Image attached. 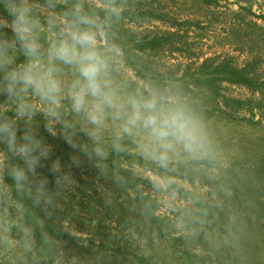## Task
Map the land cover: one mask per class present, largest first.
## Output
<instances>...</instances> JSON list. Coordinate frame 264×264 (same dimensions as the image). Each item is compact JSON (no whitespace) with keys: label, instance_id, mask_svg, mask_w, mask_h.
Segmentation results:
<instances>
[{"label":"clouds","instance_id":"obj_1","mask_svg":"<svg viewBox=\"0 0 264 264\" xmlns=\"http://www.w3.org/2000/svg\"><path fill=\"white\" fill-rule=\"evenodd\" d=\"M126 9L124 0H0V264H106L111 245L58 215L85 168L105 212L137 213L109 240L138 241L148 255L136 226L160 205L186 240L219 239L210 227L224 210L217 193L196 187L178 198L182 174L218 162L213 138L179 93L129 73ZM65 234L91 251L67 247Z\"/></svg>","mask_w":264,"mask_h":264},{"label":"rangeland","instance_id":"obj_2","mask_svg":"<svg viewBox=\"0 0 264 264\" xmlns=\"http://www.w3.org/2000/svg\"><path fill=\"white\" fill-rule=\"evenodd\" d=\"M126 1V5L130 6L129 10H148L161 16V19L146 17L129 21L124 18L121 27L143 35L175 32L176 36L171 38L172 47L183 50V53L167 51L159 53L153 59L155 68L164 70L168 67L180 66L179 73L187 66L193 70L204 60L212 59L215 62L226 61L236 68L249 64L254 75L259 78L264 77V20L261 19V16H264V0H215L212 4H206L204 0ZM255 5L256 10H254ZM128 71L135 77L132 71L129 69ZM195 93L197 100L203 102L212 111L208 117L202 116V118L218 152V162L205 166L201 174L213 180L220 172L218 167L226 168L233 160L238 161L242 166L252 163V157L264 151V119L262 118L264 111L261 114V111L254 109L251 113L246 106L237 107L230 101L228 106H225L221 98H217L216 101H209L210 98L201 101L200 97H208V94ZM220 93L228 100L254 102L259 98L258 94L251 93L243 87L226 83L222 84ZM256 122H260V125H254ZM60 147L63 150V146ZM243 156L248 160L245 163L241 160ZM181 176H185L180 177L183 185L181 189L192 191L198 187L208 196L212 195L208 187L202 186L198 181L190 183L186 178L192 176L197 180L199 175L182 174ZM77 177L80 187L71 194L69 203L58 215L71 217V223L76 231L93 232L95 238L100 240L101 248L111 245L110 258H106V264H264V223L260 222L258 229H254L258 227L255 220L240 223L243 228L251 226L254 233L257 231V236L248 235L249 237L244 240L236 239L234 252L226 251L223 254V262L217 263L208 252L204 236L202 239L197 237L183 240L177 247H172L171 239L181 233L175 227H168L170 218L175 214L164 209L162 205L158 206L162 232L158 231L157 225L153 223L146 225L144 229L136 226L140 236L147 235L148 255L144 254V249L138 241H130L123 236L109 240L113 232L123 234L128 228L133 227L137 213H129L127 208L122 209L118 214L105 212L95 192L92 170L87 168L78 170ZM150 179L151 174H145L146 191L151 189ZM239 231L235 234L236 237L240 234ZM63 238L69 248L77 249L81 253L91 251V247H82L70 235L65 234ZM95 243L96 239L89 241L90 245ZM197 244L206 245L204 249H199ZM259 246L261 249L258 248ZM192 253L202 256L199 259L191 258L190 255L194 256Z\"/></svg>","mask_w":264,"mask_h":264},{"label":"trees","instance_id":"obj_3","mask_svg":"<svg viewBox=\"0 0 264 264\" xmlns=\"http://www.w3.org/2000/svg\"><path fill=\"white\" fill-rule=\"evenodd\" d=\"M204 1L206 4L215 2V0ZM124 2L126 3L127 1L124 0ZM129 7L130 6L127 5L125 12V18L129 21H136L146 17L161 19V16L148 10H129ZM261 19L264 20V16H261ZM121 33L125 37L124 43L128 51L134 58V63L129 70L133 72L135 77L137 79H149L161 86L170 87L173 91L179 93L201 117H208L212 111L208 109L203 102L197 100L195 92H204V94H208V97H200L201 101L202 99L207 100L209 98V101H216L217 98H221L225 106H228L230 101L237 107L246 106L251 113L254 109L261 111V114L263 113L264 77L259 78L254 75L253 70H250L249 64L242 68H236L226 61L215 62L212 59H208L204 60L193 70H191L190 66L180 70L179 73L178 70L180 66H172L160 70L153 65V59L156 55L164 51L183 53L181 48L172 47L173 42L171 38L176 36L175 32L143 35L136 31H130L121 27ZM224 83L243 87L251 93L258 94L259 98L254 102H244L236 99L228 100L221 96L220 93L222 84ZM262 118L264 119V115H262ZM254 125H260V122H256ZM245 159H247L246 156L241 158L243 163L248 161ZM251 161L252 163L242 166L238 161L233 160L226 168L218 167L220 172L213 180H209L208 176L203 174H200L197 180L192 176H186L190 183L198 181L202 186L208 187L211 194L215 191L217 195L224 200V210L219 211L214 217H210L213 221L210 225L211 229L219 233L217 242L210 244L205 238L204 233H201L199 236L201 239L204 236L207 243L206 247L209 249L208 252L211 253V257H213L217 263L223 262V254L226 251L234 252L235 242L237 240H244L252 235L257 236V231L254 233L251 226L243 228V225H240V223L247 220H255L258 227L254 229L259 228L260 222L264 223V151L254 155ZM145 182L146 180H144V183ZM186 191L189 190L180 189L178 198L182 199ZM229 215L234 218L231 225H229L228 222ZM152 223L154 225L156 224L158 231L162 232L163 226L161 225V218H154ZM230 231L235 237L238 231L240 234H238V237L234 240L232 236L228 235ZM226 236L228 237L227 242H225ZM183 240L186 239L182 234L173 237L171 239L173 242L172 247H177ZM205 245L206 244H197V248L204 249ZM258 248L261 249L260 246ZM242 251L245 252V249L242 248ZM192 254L194 256L190 255L189 257L195 259H199L202 256L195 253Z\"/></svg>","mask_w":264,"mask_h":264},{"label":"built area","instance_id":"obj_4","mask_svg":"<svg viewBox=\"0 0 264 264\" xmlns=\"http://www.w3.org/2000/svg\"><path fill=\"white\" fill-rule=\"evenodd\" d=\"M256 9H257V6L255 5V6H254V10H256Z\"/></svg>","mask_w":264,"mask_h":264}]
</instances>
